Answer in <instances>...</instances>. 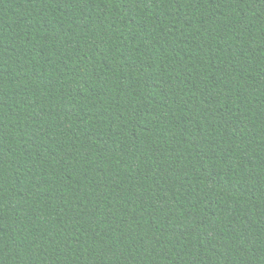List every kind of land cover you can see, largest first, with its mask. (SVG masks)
I'll list each match as a JSON object with an SVG mask.
<instances>
[{
	"label": "trees",
	"instance_id": "16d2710c",
	"mask_svg": "<svg viewBox=\"0 0 264 264\" xmlns=\"http://www.w3.org/2000/svg\"><path fill=\"white\" fill-rule=\"evenodd\" d=\"M0 264H264V0H0Z\"/></svg>",
	"mask_w": 264,
	"mask_h": 264
}]
</instances>
